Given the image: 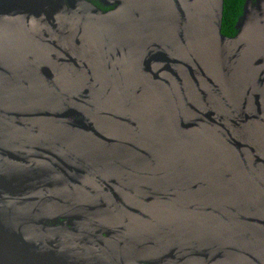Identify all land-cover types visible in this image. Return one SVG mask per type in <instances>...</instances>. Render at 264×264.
Returning <instances> with one entry per match:
<instances>
[{
  "label": "water",
  "instance_id": "1",
  "mask_svg": "<svg viewBox=\"0 0 264 264\" xmlns=\"http://www.w3.org/2000/svg\"><path fill=\"white\" fill-rule=\"evenodd\" d=\"M0 0V264H264V0Z\"/></svg>",
  "mask_w": 264,
  "mask_h": 264
},
{
  "label": "trees",
  "instance_id": "2",
  "mask_svg": "<svg viewBox=\"0 0 264 264\" xmlns=\"http://www.w3.org/2000/svg\"><path fill=\"white\" fill-rule=\"evenodd\" d=\"M246 0H225L222 31L226 35L236 33L235 25L243 12Z\"/></svg>",
  "mask_w": 264,
  "mask_h": 264
}]
</instances>
